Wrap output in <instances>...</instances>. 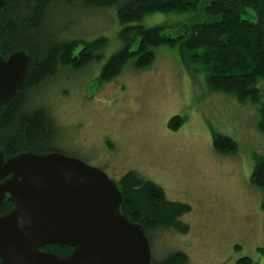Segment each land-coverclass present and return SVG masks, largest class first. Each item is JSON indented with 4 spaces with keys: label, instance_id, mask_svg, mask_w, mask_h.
Segmentation results:
<instances>
[{
    "label": "rangeland",
    "instance_id": "374dc122",
    "mask_svg": "<svg viewBox=\"0 0 264 264\" xmlns=\"http://www.w3.org/2000/svg\"><path fill=\"white\" fill-rule=\"evenodd\" d=\"M210 1L201 0L193 13L158 12L132 25L166 26L164 34L177 36L206 21ZM85 9L66 5L58 26L87 40L104 35L109 47L101 63L65 70L46 86L41 103L59 127L57 147L93 158L89 164L115 182L135 171L162 187L169 201L190 206L180 218L185 233H150L153 260L179 252L186 264H238L243 258L264 264V190L251 182L256 157H264L260 104L210 90L206 76L184 64L180 47L156 48L149 68L138 69L132 60L116 79L100 83L101 66L121 44L122 26L113 10ZM248 12L244 19L255 21V11ZM259 87L264 92V81ZM174 117L182 120L178 130L170 127ZM215 132L232 138L237 152L218 154Z\"/></svg>",
    "mask_w": 264,
    "mask_h": 264
},
{
    "label": "trees",
    "instance_id": "16d2710c",
    "mask_svg": "<svg viewBox=\"0 0 264 264\" xmlns=\"http://www.w3.org/2000/svg\"><path fill=\"white\" fill-rule=\"evenodd\" d=\"M201 0H6L0 15V55L3 59L17 51H25L31 58L29 75L19 96L0 109V152L5 160L23 153L49 154L61 152L57 147L59 132L51 112L41 103L45 88L65 70L82 72L101 63L109 39L96 36L78 38L65 27L58 26V16L66 5L84 7L99 13L113 10L122 29L118 33L119 48L104 65L98 81L111 82L122 74L134 60L138 69L149 68L159 47L182 50L184 64L193 73L206 76L210 90L234 95L239 101L259 103L260 131L264 135V0H211L205 7L206 21L194 24L177 36L164 34L166 26L148 28L132 25L154 13H193ZM253 9L257 19H244ZM67 15L76 17L74 11ZM66 18V19H67ZM179 117L170 121L178 130ZM214 150L221 155L235 154L237 143L230 137L213 133ZM251 177L254 186L264 190V157H256ZM123 194L120 212L132 223L144 228L150 244L151 232L158 228H174L185 233L187 227L180 218L190 206L171 202L162 187L135 171L128 172L118 182ZM16 204L9 196L0 204V216L14 211ZM40 250L68 258L73 248L49 244ZM187 257L172 253L152 264H186ZM0 264H3L0 260ZM238 264H252L250 258Z\"/></svg>",
    "mask_w": 264,
    "mask_h": 264
},
{
    "label": "water",
    "instance_id": "95a60500",
    "mask_svg": "<svg viewBox=\"0 0 264 264\" xmlns=\"http://www.w3.org/2000/svg\"><path fill=\"white\" fill-rule=\"evenodd\" d=\"M6 0H0V15ZM31 58L0 55V109L23 90ZM16 204L0 216L3 264H152L144 228L121 212L123 194L102 169L61 152H0V204ZM49 244L73 248L68 258L40 250Z\"/></svg>",
    "mask_w": 264,
    "mask_h": 264
},
{
    "label": "flooded vegetation",
    "instance_id": "af4514ba",
    "mask_svg": "<svg viewBox=\"0 0 264 264\" xmlns=\"http://www.w3.org/2000/svg\"><path fill=\"white\" fill-rule=\"evenodd\" d=\"M71 157H75V158H78L82 161H84L85 163L89 164L90 161H92L91 159L93 158H90L88 157L87 155H80V156H77V155H72ZM90 165V164H89ZM92 166V165H91ZM95 167V166H94ZM98 168V167H97ZM101 169V168H100ZM176 253H179V252H176ZM182 254V253H181Z\"/></svg>",
    "mask_w": 264,
    "mask_h": 264
}]
</instances>
